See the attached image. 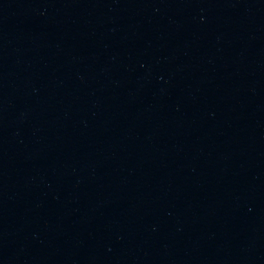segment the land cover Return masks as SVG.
<instances>
[{"label":"water","instance_id":"water-1","mask_svg":"<svg viewBox=\"0 0 264 264\" xmlns=\"http://www.w3.org/2000/svg\"><path fill=\"white\" fill-rule=\"evenodd\" d=\"M0 264H264V0H0Z\"/></svg>","mask_w":264,"mask_h":264}]
</instances>
